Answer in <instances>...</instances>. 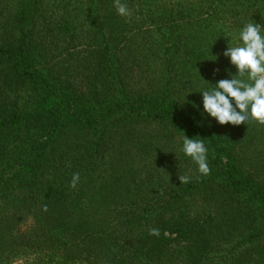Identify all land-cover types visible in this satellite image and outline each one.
Instances as JSON below:
<instances>
[{
	"label": "trees",
	"instance_id": "16d2710c",
	"mask_svg": "<svg viewBox=\"0 0 264 264\" xmlns=\"http://www.w3.org/2000/svg\"><path fill=\"white\" fill-rule=\"evenodd\" d=\"M13 1L10 39L0 44V264H264V181L235 154L243 140L264 148V124L209 126L196 92L201 78H227L220 54L245 23L264 26V0H123L126 17L114 0H67L56 11ZM57 40H67L66 55L48 66L44 47ZM69 42L83 45L85 63L71 58ZM133 51L154 68L150 88L126 82L124 52L134 59ZM184 134L205 139L207 175L180 151ZM122 135L143 152L134 178L119 183L118 170L109 185L98 169ZM161 176L164 188L135 200L124 190ZM109 195L127 201L110 210Z\"/></svg>",
	"mask_w": 264,
	"mask_h": 264
},
{
	"label": "clouds",
	"instance_id": "9594fccd",
	"mask_svg": "<svg viewBox=\"0 0 264 264\" xmlns=\"http://www.w3.org/2000/svg\"><path fill=\"white\" fill-rule=\"evenodd\" d=\"M113 6L118 15H129L127 3L123 0H114ZM230 36L231 42L227 40V46L220 54L228 60L229 67L223 69L227 78L213 84L199 75L206 86L196 91L201 96V106H192L197 108L201 120H208L209 126L213 120L219 125L238 126L249 120L264 124V26L252 20ZM212 57L214 59L207 61L215 63L219 59L217 55ZM220 71L214 68L213 78ZM195 137L199 138H189L184 134L180 151L195 163L201 175H207L210 171L208 148L205 139ZM79 179V173H74L70 187L75 188ZM181 179L187 183L190 177ZM153 234L158 233L153 230Z\"/></svg>",
	"mask_w": 264,
	"mask_h": 264
},
{
	"label": "rangeland",
	"instance_id": "374dc122",
	"mask_svg": "<svg viewBox=\"0 0 264 264\" xmlns=\"http://www.w3.org/2000/svg\"><path fill=\"white\" fill-rule=\"evenodd\" d=\"M59 0H41V5L47 4L45 7H47L48 9L54 10L56 11V6L57 3H59L58 6H60L62 4L65 5L67 0H60L61 2H57ZM63 2V3H62ZM44 7V6H42ZM16 8L15 2L12 0H0V44L7 42L10 37L8 36V34H10V32L12 31V24H10V19L13 18L11 15L13 14L14 10ZM43 14V13H40ZM45 14V13H44ZM41 19V18H40ZM38 35V36H37ZM38 33L33 32V37L37 36V42H36V46H40L42 45V41L39 38ZM49 35V34H48ZM51 38V37H50ZM3 40H7V41H3ZM67 41V40H66ZM65 40H57L54 42V44H52L51 46H45L44 48L46 49V53L50 54L51 56L49 57V59H54V61H49L47 60V65H54L56 63H58L57 61L59 60V58H63L66 53L64 51V45L68 44ZM70 43V52H71V58H73L76 61L79 62H84V55L82 54V46H77ZM94 45V44H93ZM92 45V46H93ZM96 45V43H95ZM75 46H77L74 50L72 48H74ZM94 47V46H93ZM56 50H53V49ZM88 48V47H86ZM135 47H133L134 49ZM85 49V48H83ZM93 49V48H91ZM132 49V50H133ZM53 50V51H52ZM77 50V51H76ZM52 51V52H51ZM76 52L78 54H76ZM135 53V58L132 59V57H128V53L124 52V59H125V67H124V74H125V78H126V82L129 86V88L131 90H143L146 88H150L151 85L153 84V78L156 76V73H154V68L151 70V64L146 62V61H136V59L138 60V56L140 54H138V52L133 51ZM61 54V55H60ZM133 54V53H132ZM128 61V62H126ZM73 62V60H72ZM71 69V73L69 72L70 76H74V68L70 67ZM154 73V74H153ZM157 78V76H156ZM150 90V89H147ZM139 131V130H136ZM141 131V130H140ZM151 131L150 128H145L143 131H141L143 134L145 133H149ZM127 132V129L125 130L124 134ZM75 134V136H72L75 140L76 143H83V137L80 136V133H73ZM135 134V133H134ZM115 140V139H113ZM111 140V141H113ZM135 140H136V134H135ZM263 142V140H262ZM121 144V148L119 147ZM258 143H254V144H250L249 145V141L243 140L242 142L239 143L238 145V150L235 151L236 154V158L239 162L241 169L245 170L247 172H249L252 176H257L259 178V180H263L264 181V148H262L260 145H257ZM264 144V142H263ZM124 145V146H123ZM141 143H137L136 141L134 142V140H132L131 143H125V137L124 135H122L121 138H118L115 142L114 145L108 149V151L105 154V157L107 156V154L110 155L107 156V159H104L103 163H101V165L99 166L98 169V176H100L101 178L107 179L109 181V185L111 184L112 180L111 178L113 177L114 173L117 172L118 170H123L125 175L119 177L117 180L119 181V183H128V178H134L133 177V173L134 171H136V163L138 162L139 158L137 156H139V152H143L140 148H141ZM123 146V147H122ZM124 149V150H123ZM119 154L125 155L126 157L124 159H127L128 161V166L124 165V161H121ZM123 159V160H124ZM177 174V173H175ZM169 177V176H168ZM96 177L91 178V180H94ZM180 176L177 178L179 179ZM176 179V180H177ZM96 180V179H95ZM160 182H154V183H149V182H143L142 185L134 184L133 181L131 180V184L130 186H124V190L127 191V193H133L134 194L132 196H129L130 200H135L136 195L135 192H140L141 193H148L151 189H155V190H160L162 188H164L166 186L167 183V179L164 176H161V179L159 180ZM99 184L102 188L106 187L103 184H101L99 181L96 183ZM114 188V192L116 189V186H113ZM159 188V189H157ZM97 189V187L95 188ZM118 190V189H117ZM139 194V193H138ZM204 194H200L197 197H194L193 199L194 202L193 203H199L202 202L204 198ZM122 200L127 201L125 198L123 197H117L115 198L114 196L111 197V195H109V197L107 198V204H109V208L110 210L112 208H114V205L116 202H120ZM107 216L112 217L113 218V214H107ZM242 263L244 264H249L246 259L245 260H241ZM15 264H32L31 258H26V259H19L17 260V262ZM250 264H261V263H255L252 262Z\"/></svg>",
	"mask_w": 264,
	"mask_h": 264
}]
</instances>
